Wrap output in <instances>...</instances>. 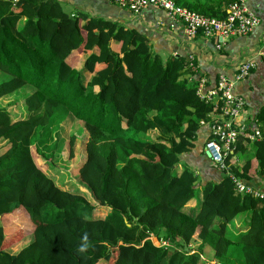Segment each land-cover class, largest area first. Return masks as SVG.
Masks as SVG:
<instances>
[{"label": "trees", "instance_id": "trees-1", "mask_svg": "<svg viewBox=\"0 0 264 264\" xmlns=\"http://www.w3.org/2000/svg\"><path fill=\"white\" fill-rule=\"evenodd\" d=\"M229 1L175 0L216 18ZM149 41L139 27L73 14L61 0H0V103L28 89L0 104V215L24 210L34 225L13 252L3 248L0 221V264H264V198L239 193L216 165L222 179L202 184L188 209L200 180L180 169L181 155L214 104L197 94L186 55L164 57ZM74 53L87 54L80 68L69 61ZM61 109L82 138L74 166L73 140L56 135ZM255 120L264 124V106ZM249 142L240 135L236 153ZM252 148L242 163L225 159L250 183L264 176V137ZM72 166L81 190L65 188ZM243 212L248 228L233 232ZM23 235L19 228L12 238Z\"/></svg>", "mask_w": 264, "mask_h": 264}, {"label": "crops", "instance_id": "crops-1", "mask_svg": "<svg viewBox=\"0 0 264 264\" xmlns=\"http://www.w3.org/2000/svg\"><path fill=\"white\" fill-rule=\"evenodd\" d=\"M64 4V8L71 13L78 11H86L89 14L101 16L103 18H110L114 20H120L128 26L139 27L147 33L150 44L153 45L156 51L160 52L164 57L170 55L184 54L186 58L193 55L199 69L196 74V82L200 77H207V88L215 86L218 76L221 72L233 74L236 66L245 60H253L255 67L250 75L240 81L235 89L236 94L246 98V109L242 116L239 118L241 123H246L252 126V129L259 127L264 133V124L255 121L256 115L261 107L264 106V0H250L248 1V8L254 12L259 18L260 23L254 28L252 32L245 36H236L229 39L223 49L217 50L213 46V42L207 40L201 35L190 39L185 35L182 25L171 28L164 11L147 7L140 13H133L127 7H123L111 0H61ZM86 53L72 54L69 57V61L72 66L80 68L86 57ZM72 124L69 129V135L75 134L79 139L80 133L78 129ZM157 135L152 134L151 137L156 138ZM210 136V125H200L194 147L181 155L182 163L179 164L180 169L184 165L192 168L200 180V185L197 190H202V184L208 181L217 182L222 179L223 172L211 161L207 155L204 145L208 137ZM67 145V139L62 143ZM65 145V144H64ZM246 153H236L235 163H242L243 160L253 157L254 149L252 148V142L246 144ZM66 151V147H65ZM81 150L76 152V155H80ZM79 159L73 164H77ZM71 161V160H70ZM74 161V160H73ZM72 162V161H71ZM45 170L53 171L52 166H48L42 162ZM72 166V168H73ZM72 168L64 171L65 181H69L67 175L71 174ZM254 183L257 186L264 188V176L258 175L255 178ZM70 184H65V188L71 189ZM201 197V196H200ZM199 202L198 198L188 205V209L195 206ZM250 213L248 212L246 224L235 222V228L231 223L230 229L234 232L244 231L249 225ZM1 224L4 227L5 241L3 248L8 251H18L21 247L26 245L31 238L33 223L28 217V214L24 210H15L8 215H0ZM19 228H23L25 235L20 241H15L12 235ZM237 228L239 230L237 231ZM24 243L22 246L21 244Z\"/></svg>", "mask_w": 264, "mask_h": 264}, {"label": "built area", "instance_id": "built-area-1", "mask_svg": "<svg viewBox=\"0 0 264 264\" xmlns=\"http://www.w3.org/2000/svg\"><path fill=\"white\" fill-rule=\"evenodd\" d=\"M133 13H140L151 6L164 11L171 28L182 25L185 35L193 39L203 36L217 50L223 49L226 42L236 36H245L252 32L260 23V18L248 8L250 0H230L226 4V15L216 18L187 7L178 5L175 0H111ZM189 65L198 71L199 66L193 55L188 56ZM255 67L253 60L240 62L233 74L221 72L214 87L207 88V77H200L197 82V94L202 100L214 104V111L209 119H202L201 125H210V138L205 142L204 148L213 163L218 165L232 178L239 193L250 194L253 197L264 198V188L250 183L231 171L230 165L225 161L228 153L233 156L231 162L236 160V143L240 135L250 142L264 137L263 131L251 125L241 123L239 118L246 109V98L236 94L237 84L246 79ZM256 119V118H255ZM256 121V120H255ZM152 240L160 245L167 246L165 239Z\"/></svg>", "mask_w": 264, "mask_h": 264}, {"label": "rangeland", "instance_id": "rangeland-1", "mask_svg": "<svg viewBox=\"0 0 264 264\" xmlns=\"http://www.w3.org/2000/svg\"><path fill=\"white\" fill-rule=\"evenodd\" d=\"M17 94L14 95V96H10V97H7L8 99H5V100H1V106H3L4 104H6L7 102L11 101V100H14V99H17L19 97H22L24 95H27L28 94V89L27 88H23L21 89L20 91L16 92ZM60 112L62 113L63 115V118L59 119L58 121H56V128L60 130V132H57V137H58V140L59 142L58 143H62L63 140L67 139V144L70 146V143H72V140H73V145H74V151L75 152H78L79 150L82 149V145H81V139H79L78 137V140H77V136L75 134L73 135H69V129H70V126L72 124V116L70 113H67L66 111L64 110H60ZM60 127V128H59ZM56 130V129H55ZM238 154V153H237ZM80 155L77 156L76 158V161L79 159ZM75 162V161H73ZM73 169V168H72ZM73 171V170H72ZM71 178L69 179V181H67L66 183L67 184H70L69 186H71V188L74 190V189H77V190H81L79 188V185L81 184V182L78 180L77 176L75 175V172H71L70 175ZM62 180V179H61ZM86 195H90L89 193H87ZM200 196H201V190L198 189L196 191V199L198 198V200L200 201ZM90 197V196H89ZM247 216H248V212H243L241 214L238 215V217L236 218L237 221H240V223H248L247 222ZM236 219H234L232 221V224H233V228H235V222H236ZM231 228V229H233ZM239 230V228H237V231ZM29 238L32 239V234L29 236ZM24 243L21 244V246L23 245ZM206 258L207 259H210L212 258V254L211 252L209 253H206ZM104 264H107V263H104Z\"/></svg>", "mask_w": 264, "mask_h": 264}, {"label": "clouds", "instance_id": "clouds-1", "mask_svg": "<svg viewBox=\"0 0 264 264\" xmlns=\"http://www.w3.org/2000/svg\"><path fill=\"white\" fill-rule=\"evenodd\" d=\"M87 245H81L80 246V248L78 249L80 252H83L84 250H85V247H86Z\"/></svg>", "mask_w": 264, "mask_h": 264}]
</instances>
